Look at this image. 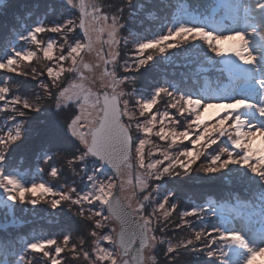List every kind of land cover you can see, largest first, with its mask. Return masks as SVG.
<instances>
[{
    "label": "snow or ice",
    "instance_id": "1",
    "mask_svg": "<svg viewBox=\"0 0 264 264\" xmlns=\"http://www.w3.org/2000/svg\"><path fill=\"white\" fill-rule=\"evenodd\" d=\"M157 11L161 30L133 31ZM0 20V73L14 74L0 78V112L13 121L0 134V210L11 217L42 203L64 219L58 235L0 238V264L264 257V0H209L201 12L182 0H0ZM205 46L214 81L139 87L153 52L192 59ZM209 109L217 118L205 122ZM18 153L38 180H24ZM177 179L235 182L247 195L179 211L174 227L192 231L174 241ZM189 217L219 222L197 230Z\"/></svg>",
    "mask_w": 264,
    "mask_h": 264
},
{
    "label": "trees",
    "instance_id": "2",
    "mask_svg": "<svg viewBox=\"0 0 264 264\" xmlns=\"http://www.w3.org/2000/svg\"><path fill=\"white\" fill-rule=\"evenodd\" d=\"M14 2L19 5L26 3L27 0H14ZM119 2L120 0H106V4H112L113 6H118ZM169 2H171V0H169ZM182 2L194 12H201L204 11L206 5L209 3V0H182ZM161 15L162 13L157 11L153 17L144 19L142 24H134L131 27L134 32L142 34L145 37H150L154 32L161 30ZM4 22V20H0V24ZM204 51L206 54L202 55L199 53L193 57L201 58L203 56V63H205L204 65L206 66V69L204 70L198 69L200 63L198 67H196L195 65L198 62L191 61V59H185L183 55H171L168 60L165 56H163V54L153 52L154 61L152 62V68L145 74L144 77L141 78L139 87L144 88L150 82H176L181 88H189L192 90L204 87L206 82H212L216 78V72L212 69L211 65L205 58L206 55L212 56L213 54L206 52V46ZM33 65L38 68L40 66L35 60ZM16 79L22 80L23 78L16 77ZM33 87L34 82L28 84V89H32ZM7 122L11 121L7 119ZM20 155L21 154L18 153L15 157V166L22 170L26 169L28 171H34V165L27 160L21 162ZM169 186L177 187L180 190L182 193L181 203L185 204L187 207H192L195 204H204L206 202L223 204L226 200L231 202L233 195H239L242 198L247 195L243 186L236 184L235 182L227 183L223 180L212 182L195 179H185L181 181L177 179L173 185ZM43 207L46 208L45 205ZM21 219L23 221L19 223V225L3 228L4 230L0 231V238L12 241L19 239L20 236L31 238L32 236L58 235L61 231H63L64 227L63 217L44 211V209L39 205L35 211L30 208L26 210L25 213L21 215ZM218 222V220H212L201 225V223L197 221L196 223H193V225H197L199 228L204 227L208 229L210 228L209 225L216 224ZM185 228L186 231L181 229L176 231V233L180 234L182 238H188L192 231L187 227ZM183 252H186V250ZM201 258L203 259V257ZM185 260L190 261L192 260V257L189 255Z\"/></svg>",
    "mask_w": 264,
    "mask_h": 264
},
{
    "label": "rangeland",
    "instance_id": "3",
    "mask_svg": "<svg viewBox=\"0 0 264 264\" xmlns=\"http://www.w3.org/2000/svg\"><path fill=\"white\" fill-rule=\"evenodd\" d=\"M125 35H127V33L125 34ZM106 38V37H105ZM198 45H200V44H202V42L201 41H197L196 42ZM227 43L228 42H225V46L227 45ZM131 47V46H130ZM175 50L176 49H173V50H171L172 52H175ZM177 51V50H176ZM199 53H201L202 55H204V54H206L205 53V51H202V52H198L197 54H199ZM196 54V55H197ZM42 55V54H41ZM163 56H165V58L166 59H168L169 60V58H170V56H171V54H169V53H166V54H163ZM162 56V57H163ZM191 61H195V62H198L195 66L196 67H198V65H199V63H200V65H199V70H204V69H206V66L204 65L205 63H203V56L201 57V58H192L191 59ZM34 62V61H33ZM86 62L88 63V64H90V65H95L96 64V56H95V53H93V54H90V55H88L87 57H86ZM3 75H9V76H14V74L13 75H11V74H3V73H0V78H2L3 77ZM89 75H91V73H89ZM98 83V82H97ZM167 99V97H164V100H166ZM3 104H4V102L3 101H0V107H2L3 106ZM159 107H161V108H163V101L161 102V104L160 105H158ZM171 112H173V113H175V110H170ZM217 111H219L218 109H209L205 114H204V116H203V120L205 121V122H212L214 119H216L217 117H216V113H217ZM11 127H13V121H11V122H7V116H6V113L5 112H0V134H2L4 131H7L9 128H11ZM153 139H155V138H153ZM161 143H163V142H161ZM256 146L257 147H264V142H261L259 139L257 140V142H256ZM213 147H215V146H213ZM201 159H203V157L201 158ZM197 163H200L199 161L197 162ZM19 171H21V173L23 174V178H24V180L26 181V182H31V180H33V179H39L36 175H35V170L34 171H28V170H22V169H20V168H17ZM44 179L45 180H48V181H50V182H52V183H55V181H51V178L50 177H47V176H45L44 177ZM129 193H126V195H128ZM227 202H230V201H228V200H226ZM133 204H135V201L133 200ZM182 204V205H181ZM223 204H225L224 202H223ZM38 206V205H37ZM39 206H41L43 209H44V211H47L46 210V208H44L43 206H44V204H39ZM45 207H47L46 205H45ZM187 208H190V207H187L185 204H183V203H180V206H179V208L177 209V211L176 212H174L173 214H172V217H171V220H172V222H173V226L170 228V230H169V236H172L173 237V239H174V241L175 240H179V239H186V238H182V236H180V234H177L176 233V231H178V230H180V229H176L175 227H174V225L176 224V223H179L180 222V219H179V215H178V212L179 211H181V210H184V209H187ZM29 209V208H28ZM28 209H24V208H21V207H19V206H17V208H16V210H15V213H14V215L13 216H8V215H6L5 214V212L3 211V210H0V228H6V227H11V226H15V225H19V223H21L23 220L21 219V215H23L24 213H25V211L26 210H28ZM47 212H49V211H47ZM188 219H190V220H192L193 221V223H196L198 220H196V218L195 217H189ZM113 224H115V221H113L112 222ZM210 227L212 226V225H209ZM194 227L197 229V230H199L198 228L199 227H197V225H194ZM186 228H181V230H185ZM190 229V228H189ZM191 230V229H190ZM186 231V230H185ZM44 236H46V235H44ZM51 236H53V235H51ZM184 236V235H183ZM49 237H50V235H49ZM182 251H184V250H182ZM189 255H187V254H185L184 256H182L181 257V259H182V261H186L185 259H187V257H188ZM255 264H264V257H257L256 258V261H255Z\"/></svg>",
    "mask_w": 264,
    "mask_h": 264
}]
</instances>
